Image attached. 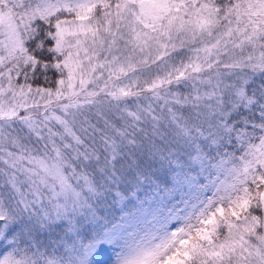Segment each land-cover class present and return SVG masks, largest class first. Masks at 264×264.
<instances>
[{"label":"snow or ice","instance_id":"snow-or-ice-1","mask_svg":"<svg viewBox=\"0 0 264 264\" xmlns=\"http://www.w3.org/2000/svg\"><path fill=\"white\" fill-rule=\"evenodd\" d=\"M0 264H264V0H0Z\"/></svg>","mask_w":264,"mask_h":264}]
</instances>
